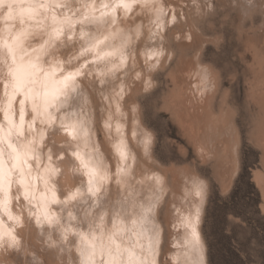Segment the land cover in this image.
Returning <instances> with one entry per match:
<instances>
[{"label":"snow or ice","instance_id":"obj_1","mask_svg":"<svg viewBox=\"0 0 264 264\" xmlns=\"http://www.w3.org/2000/svg\"><path fill=\"white\" fill-rule=\"evenodd\" d=\"M205 4L212 9L209 0ZM154 6L153 0H101L99 6L95 0H0V20L5 24L0 29V215L13 225L5 228L0 219V248L17 247L27 219L37 229L45 225L60 229L58 245L49 236L50 246L60 252L71 255L67 241L69 235L73 237L75 257L56 264H157L159 229L154 221L158 206L161 215L165 211L160 201L165 178L153 173L144 178L149 185L144 184V179H136L138 161L118 125L116 143L110 146L114 171L92 137L96 125L110 136L113 125L108 109L114 108L115 114L123 118L119 104L108 103L104 93L112 86L113 75L126 72L129 60L135 59L129 47L131 36L119 48L113 47L110 40L128 21L135 25L129 29L132 36L139 38L141 25L136 20L143 19V15L129 14L136 7L146 13ZM118 10L122 15L117 14ZM146 56L156 59L149 72L160 67L161 57L172 59L162 49L148 51ZM200 71L206 81L208 70ZM132 79L142 84L144 92L153 87L139 73ZM134 91L132 84L127 88L118 86L112 97L114 101H124L127 95L131 100ZM127 107L135 120L137 109L131 104ZM49 132L52 137L62 133L69 147L72 142L87 145L91 141L95 151L84 155L68 148L53 152L57 146ZM144 137L141 143L147 157L151 137L148 133ZM63 152H67L76 165L74 171L81 177L80 185L71 190L56 187L63 175L57 165L66 162ZM33 171H42V175L33 176ZM38 180L43 182L39 200L35 196ZM110 187L120 194L118 199L110 198ZM204 191L203 182L192 181L191 195L203 199ZM49 193L51 199H47ZM13 201L20 215H13ZM42 204L39 214L33 211ZM49 204L65 211L75 208L80 215L74 217L68 212V219L76 223L78 230L62 227L59 218L50 214ZM171 211H176L174 206ZM199 216L196 208L194 216L183 219L190 232V246L198 254L202 248L196 227Z\"/></svg>","mask_w":264,"mask_h":264},{"label":"rangeland","instance_id":"obj_2","mask_svg":"<svg viewBox=\"0 0 264 264\" xmlns=\"http://www.w3.org/2000/svg\"><path fill=\"white\" fill-rule=\"evenodd\" d=\"M225 1L214 0L215 6L212 3V9L202 13L194 12L195 9L187 10L193 11L192 22L197 25H193L194 28L191 26L193 32L195 28L199 30L195 33L194 42L189 43V36L181 38L179 34L176 35L177 41L173 42L176 50L174 58L156 71L155 85L148 92L142 90L137 98L140 100L143 120L155 134L153 149L159 159L157 166L164 169L163 167L172 165H185L199 172L209 182L201 224L209 264H264V191L259 185L262 180H258V184L256 177L260 174L264 177V13L255 11L258 6H254L255 0H246L249 7H255L252 13L241 9L243 5L239 6L241 3L238 2L245 3V0ZM184 22L182 28L186 32L190 26H186L185 19ZM171 24L174 25V22ZM180 38L185 39L184 46L178 43ZM197 52L201 55L200 60L214 67L219 76L220 90L215 97L217 115L221 108L228 109L229 106L235 109L233 117L240 132V143L237 146L239 164L236 168V161L231 160V156L227 159L224 156L222 159L204 155L196 147V126L193 124L190 127L184 122L186 108L189 109L190 106L187 102L184 105V98L187 99L185 95L181 96L183 107L180 96L178 97V85L190 69L192 59L197 61ZM184 54L189 55L186 57ZM180 55L186 57L185 62L182 60V63L183 56ZM183 64L186 72L181 68ZM174 72L175 75L180 74L174 77ZM182 73L183 77L180 76ZM201 92L203 91L199 95ZM189 94L194 98L193 92ZM198 106L193 109L191 107L189 112L193 115L197 111L196 116L201 121L207 116L205 113L213 117L211 112L207 110L203 113ZM194 109L196 110L193 111ZM205 119L211 118L207 116ZM222 124L223 133L216 134L217 140H212V144L218 142L220 137L224 140L225 132L230 130L225 122ZM221 139L219 140L222 141ZM220 141L214 145L223 147ZM230 150L233 151V148ZM232 151L229 154H233ZM72 171L74 168H71V173ZM169 177L172 180L171 175ZM162 218L166 220V210ZM174 227L171 225L168 238L172 239ZM36 241L41 243L40 239ZM41 248L43 251V247ZM165 253L163 262L168 255L166 249Z\"/></svg>","mask_w":264,"mask_h":264},{"label":"bare ground","instance_id":"obj_3","mask_svg":"<svg viewBox=\"0 0 264 264\" xmlns=\"http://www.w3.org/2000/svg\"><path fill=\"white\" fill-rule=\"evenodd\" d=\"M213 1L214 0H209L211 5L214 4ZM248 1L251 2V0ZM85 2L91 3L92 0H85ZM104 2L111 3L113 2V0H104ZM153 2L155 5L154 8L147 10L146 13L145 10H143L142 8L136 7L132 10V13L129 14L130 16H134L136 14L143 15V19L136 20V24L141 25L139 38L132 36V33L129 31V29L134 28L135 25H133L131 21H128L127 25L125 24L120 25L119 34L110 40V43L113 47L119 48L122 41L128 40L129 37L131 36L129 47H132L133 49L132 55L135 57V59L134 61L129 60L130 66H126L127 68L126 72L118 71L113 75L114 82L111 87L105 90L104 93V95L109 98L108 103L119 104L120 112L123 118H120L115 114L114 108L108 109V115L112 116L111 123L113 125L110 136H106L105 133L101 131L100 126L96 125L92 133V137L93 140H95L96 145L99 148V152L102 154L104 160L108 163L109 167L112 168V170L114 171L113 159L110 158V146L116 143L115 127L118 125L121 128L124 139L128 143L131 153L135 155L138 161V167L136 168V172L134 173L136 179L140 180L146 177H150L153 175V173H155L157 176H162L165 178V184L163 186L162 194L160 195V201L162 205H165L166 220L165 221L163 220L158 206L156 219L154 221L157 228L159 229V247H158L159 254L157 255L156 258L157 264H164L163 255L164 254L166 255L165 249L168 254L167 264H199L200 261H202V264H209L208 255H207V251H208L207 243L205 241L201 229L203 215L205 213L206 200L208 197L209 182L207 178L202 176L199 172L185 165H181V166L172 165L171 167H163L164 169H160L157 166L159 163V159L155 156L153 149L155 134L154 131L145 124L141 112V104L139 102L140 100H138L137 98L138 94L142 92L143 87L140 82H134L132 79V77H134L136 73H139L143 79L150 80L152 85L154 86L156 81L155 80L156 71L160 69L161 66L163 65L165 67V64H167V61L169 60H165L163 57H161L160 67L149 72L148 69L152 64L156 63V59L155 58L151 60L147 59L146 53L151 50L162 49L165 52L166 56H171L173 59L176 54V50L173 46V42L177 41L176 35L179 34L181 38L184 37L186 38L187 36H189L190 37L189 41H191L189 43H193L195 39V33L199 31L198 29L195 28L194 29L195 32H193L191 26L194 28V26L197 25L193 24L192 22L193 11L189 12L187 10L195 9L194 12H201V13L202 11L206 12V10L207 11L209 10L206 8L205 0H153ZM253 2H254V6L258 5L255 11H262L264 13V0H260L259 2L255 0ZM95 3L97 6H99L101 0H95ZM238 3H241L239 4V6L243 5V8L241 9H244L246 10V12L248 11L249 13H252L253 9L255 8L254 7L252 9L253 5H250L249 7L246 4L247 1L245 3L243 1ZM157 10H162V13H158ZM247 13L245 15H247ZM117 14L122 15L120 10H118ZM194 15L196 14L194 13ZM173 16H175L177 19L176 20L177 22L175 21L174 25L171 24L173 23L172 22ZM184 19L186 20V26L187 27L190 26V28L186 32L182 28V26L185 25ZM10 23H14V22H10ZM262 24L264 25V23ZM4 26H5L4 21L0 20V29H3ZM179 26H181V28ZM181 29L184 30V33H182ZM171 34H173V37L171 36ZM181 38L178 40V43L181 46L182 45L184 46L185 39L183 40ZM161 39H163L164 41L163 44L161 43ZM125 54L127 55V52ZM188 55L189 54H187V56ZM182 56L183 55H180V57ZM184 56L186 55L184 54ZM184 56L181 59V61L182 60L184 61V59L187 57L186 56L184 58ZM195 56L197 58V61H194L195 59H192L193 62L191 61L192 63L190 69H188L187 74L184 76L182 73V75L180 76L182 77L184 76V78L181 80L179 85L176 83L179 88L178 97L180 96V101H181L182 99L181 96L184 97L186 95L187 99L184 98L185 99L184 105L189 103L190 106L189 109H191V107L193 109L199 105L198 108L199 109L201 108L203 113L207 112L208 110L209 112L212 113L211 115L214 118L211 117L210 114L205 113L207 114V116L211 118L210 120L209 119L206 120L205 118L207 116L205 117L204 114L202 115L200 113L203 117H205L204 120L201 121L196 116L197 111L196 113H194L195 115L193 114L196 117H193V115L189 112V109L186 108L187 114L184 115V117L186 116L185 117L186 121L184 119L183 120L184 122H187L188 123L187 125H189L190 127L193 124L196 126L198 130L195 131L198 134L196 147L198 149L200 148V150L204 155L207 154L210 155V157L214 155L216 158L218 157L222 158L225 156L226 159L227 157L231 156V160L235 159L236 161V164L234 163L235 164L234 167L236 168L239 164V148L237 146H239L240 143V136H239L240 132L233 117V114L235 113V109L229 106L228 109L221 108L219 109L220 114L217 115L216 107H215V97L217 95L218 90H220L219 76L215 73L213 69L214 67H212L210 64H206V63L204 64L200 60L201 55H199L198 52L195 53ZM189 58L191 59V57ZM188 62L189 61H187V64ZM184 64L183 67L181 66L180 67L184 68L186 72L187 69L185 68ZM109 67H111V64L109 65ZM200 69L208 70L206 81L204 79V74L200 71ZM172 74H174V77L179 75V74L175 75L176 74L175 72ZM129 84H132L135 89L131 100H129L126 95L124 101H114V98L112 97V92L114 90H118V86H123L127 88ZM200 91H203L201 92V95H199ZM189 92L194 93L195 95L194 98L190 96ZM200 100L202 102H200ZM92 103H93V107H95L96 104L94 99L92 100ZM195 103H197L198 105H196ZM199 103H202V105ZM127 104H131L137 109V115L135 120H133L132 114L129 112ZM195 110L196 109H194L193 111ZM61 114L67 115V113H63V112ZM222 122H225V124L229 127L230 130L228 132L224 131L225 132L224 140H222L223 139L222 137L218 138V142L220 141L219 139L222 138L221 139L222 141H220L222 143L220 144H223V147L220 148V145L219 146L214 145V143L216 144L217 141L216 142L213 141L214 142L213 144L211 141L215 139L216 134L220 135L221 133H223L221 132L222 127L224 126V123L222 124ZM221 124L223 126H221ZM215 127H217L216 130ZM133 133H135L134 137H133ZM144 133H148L151 137V144L149 145L147 157H144L143 155L144 148L141 143L145 138ZM48 135L51 139H54L55 144L57 146L53 148V152L57 151L58 149L62 150L64 148H68L69 151L78 150L81 153V155H84L86 152L95 151V148L91 141H89L87 145H85V143L83 142H80L78 145L76 142H72L71 147H69V140L62 133L57 132L54 137L51 136L50 132ZM48 146L52 147L51 144H49ZM231 147L233 148V151L230 150ZM229 151H232L233 154H229ZM62 154L64 155L66 162L64 164L57 165L63 172V175L58 178L59 183H57L56 187L57 189H59L62 186L64 189L71 190L73 187L80 185L81 177L75 171H72L73 173H71V168H75L76 165L69 160L67 152H63ZM33 168L35 169V165H33ZM32 175L33 176L42 175V171L40 173L33 171ZM169 175H171L172 180L170 179ZM261 175L262 174L256 176L258 178L256 179L257 181L262 180V182L258 181V184L260 182L259 185L261 186L262 191H264V177ZM193 180L203 182L205 186L203 199L191 195V184ZM149 183L150 182L147 179H144L145 185H149ZM137 191L142 192L143 190L137 188ZM42 194H43V182L41 180H38L36 182V192H35L36 199L39 200ZM109 194L112 200L118 199L120 195L119 193L115 192L112 187H110ZM58 195L60 199H63L62 195H60L59 193ZM47 199H51L50 193L48 194ZM33 203H35V201H33ZM23 204L24 202L21 201L20 206H23ZM173 206L176 209L175 212L171 211V208ZM18 207L19 206L16 204V202L13 201L12 212L14 216L20 215V212L17 210ZM42 208H43V204L41 208L39 209L34 208L33 211L39 214ZM47 208L52 216L59 218L60 225L62 227H70L73 230H78L76 223L68 219V212H71L72 216L74 217H78L80 215V213H78L75 208L70 207L68 208L67 211H65L60 206L52 205V204L47 205ZM196 208H199L200 211L199 223L196 225L202 245L199 254L197 253L196 250L191 248L189 243L190 232L184 227L183 224V219L185 217L191 218L192 216H194ZM0 219H3L5 228H10L13 226L12 222L8 221L2 215H0ZM171 225L175 226L174 227L175 231L172 233L173 235L171 234L172 239L171 237L168 238L167 236L169 230L171 229ZM17 232L20 233L19 228H17ZM59 234H60V229H49L47 225H45L43 229H37L34 226V223L30 224L27 221V219H25L23 234L18 235V239L20 242L17 245V247L9 248V249L0 248V264H56L57 261H65L68 259H72L73 257H75L76 253H75V247L73 245V237L71 235H69L67 241V248L72 250L71 255L68 252H60L57 250V248L50 246L51 242L49 241V236L51 237V241H54L56 245H58ZM36 239H40L41 243L37 242ZM41 247H43V251L41 250L42 249Z\"/></svg>","mask_w":264,"mask_h":264}]
</instances>
